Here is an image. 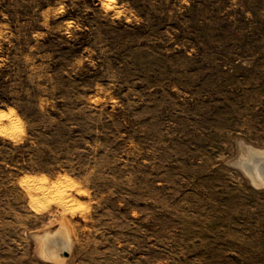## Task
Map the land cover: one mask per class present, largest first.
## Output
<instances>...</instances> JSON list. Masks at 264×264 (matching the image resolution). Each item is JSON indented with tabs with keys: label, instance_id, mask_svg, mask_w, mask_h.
Here are the masks:
<instances>
[{
	"label": "rangeland",
	"instance_id": "rangeland-1",
	"mask_svg": "<svg viewBox=\"0 0 264 264\" xmlns=\"http://www.w3.org/2000/svg\"><path fill=\"white\" fill-rule=\"evenodd\" d=\"M243 146L264 0H0V264H264Z\"/></svg>",
	"mask_w": 264,
	"mask_h": 264
},
{
	"label": "bare ground",
	"instance_id": "bare-ground-1",
	"mask_svg": "<svg viewBox=\"0 0 264 264\" xmlns=\"http://www.w3.org/2000/svg\"><path fill=\"white\" fill-rule=\"evenodd\" d=\"M262 161L264 162V150H256V149H253L252 147H245V146L242 147V154H241V157L239 158L237 164L241 168H243V170H245L247 175L250 176L252 182L254 183V186H255V184L259 185V186L264 185V168L262 167L263 163L261 164ZM42 186L44 187V185H42ZM43 189H47V188L45 187ZM67 237L68 236H66L65 238H67ZM67 239L66 240L64 239L65 241L63 242V246L61 244H60L61 246L59 245L60 250H61V248L69 249L70 241ZM48 242H50V241H48ZM57 248H58V246H57ZM54 249H52V250H54ZM57 252H59V250H57ZM57 252L52 251L54 256L56 254L59 256V253H57ZM61 252H63V251H61ZM59 260H60V258H59Z\"/></svg>",
	"mask_w": 264,
	"mask_h": 264
},
{
	"label": "trees",
	"instance_id": "trees-1",
	"mask_svg": "<svg viewBox=\"0 0 264 264\" xmlns=\"http://www.w3.org/2000/svg\"><path fill=\"white\" fill-rule=\"evenodd\" d=\"M49 115L52 118L59 119V116L54 114V113H52V112H50ZM70 133L71 134H79V131L72 130ZM42 134L49 139V146L55 152H61L62 153V152L67 150L66 144L68 142H67V140H64V139L67 138L71 134H69L65 130V128H63L62 126H54L52 128L47 129V131H42ZM69 147H73V146H69ZM44 153H45L44 157H42L40 159V161H39V162H41L40 164H44V163L45 164H50L51 157H49V152L44 151ZM43 166H46V165H43ZM43 166L39 165V167H36V169L45 170ZM29 168L34 169L35 167H29Z\"/></svg>",
	"mask_w": 264,
	"mask_h": 264
},
{
	"label": "water",
	"instance_id": "water-1",
	"mask_svg": "<svg viewBox=\"0 0 264 264\" xmlns=\"http://www.w3.org/2000/svg\"><path fill=\"white\" fill-rule=\"evenodd\" d=\"M262 163H263V164H262ZM261 164H262V167L264 168V162H263V161L261 162ZM242 169H243V168H242ZM63 255H64V256H67V252H66V251L63 252Z\"/></svg>",
	"mask_w": 264,
	"mask_h": 264
}]
</instances>
